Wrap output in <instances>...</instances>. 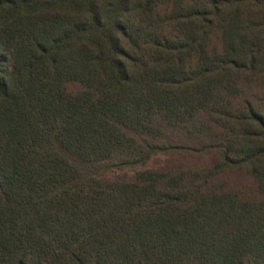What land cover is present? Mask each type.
<instances>
[{
	"label": "trees",
	"instance_id": "16d2710c",
	"mask_svg": "<svg viewBox=\"0 0 264 264\" xmlns=\"http://www.w3.org/2000/svg\"><path fill=\"white\" fill-rule=\"evenodd\" d=\"M0 264H264V0H0Z\"/></svg>",
	"mask_w": 264,
	"mask_h": 264
},
{
	"label": "rangeland",
	"instance_id": "374dc122",
	"mask_svg": "<svg viewBox=\"0 0 264 264\" xmlns=\"http://www.w3.org/2000/svg\"><path fill=\"white\" fill-rule=\"evenodd\" d=\"M167 157L164 155H158L153 157L149 163L146 165V168L148 169H155L157 167H160L162 165H164L167 161ZM181 159V158H180ZM206 161V160H204ZM204 161H191L192 164H203ZM103 170V168H102ZM226 184L231 187V188H241L245 185H247L248 183V178L246 176H243L241 174L238 173H234V174H229L226 176L225 178ZM246 188V187H244Z\"/></svg>",
	"mask_w": 264,
	"mask_h": 264
}]
</instances>
